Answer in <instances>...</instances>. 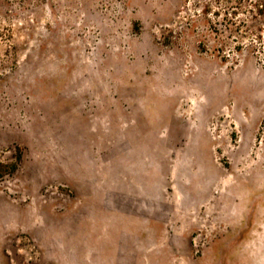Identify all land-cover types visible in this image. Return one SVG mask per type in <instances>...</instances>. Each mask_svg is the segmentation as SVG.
Listing matches in <instances>:
<instances>
[{"label":"rangeland","instance_id":"obj_1","mask_svg":"<svg viewBox=\"0 0 264 264\" xmlns=\"http://www.w3.org/2000/svg\"><path fill=\"white\" fill-rule=\"evenodd\" d=\"M0 264H264V0H0Z\"/></svg>","mask_w":264,"mask_h":264},{"label":"trees","instance_id":"obj_2","mask_svg":"<svg viewBox=\"0 0 264 264\" xmlns=\"http://www.w3.org/2000/svg\"><path fill=\"white\" fill-rule=\"evenodd\" d=\"M1 168H5V170H6V172H8V171H12V170H14V165H11V166H4V165H1L0 164V169Z\"/></svg>","mask_w":264,"mask_h":264}]
</instances>
